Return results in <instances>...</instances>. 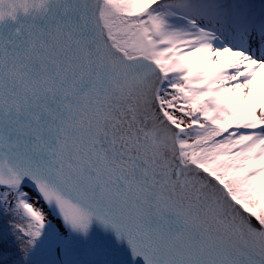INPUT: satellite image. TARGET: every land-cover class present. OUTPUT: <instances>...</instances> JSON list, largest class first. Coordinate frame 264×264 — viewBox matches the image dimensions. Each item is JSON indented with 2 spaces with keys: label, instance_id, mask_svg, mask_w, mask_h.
I'll return each instance as SVG.
<instances>
[{
  "label": "snow or ice",
  "instance_id": "6c2138e0",
  "mask_svg": "<svg viewBox=\"0 0 264 264\" xmlns=\"http://www.w3.org/2000/svg\"><path fill=\"white\" fill-rule=\"evenodd\" d=\"M0 264H264V0H0Z\"/></svg>",
  "mask_w": 264,
  "mask_h": 264
}]
</instances>
